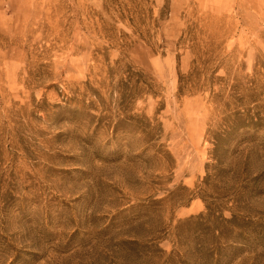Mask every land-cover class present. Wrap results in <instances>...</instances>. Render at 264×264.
I'll return each mask as SVG.
<instances>
[{
  "label": "rangeland",
  "instance_id": "obj_1",
  "mask_svg": "<svg viewBox=\"0 0 264 264\" xmlns=\"http://www.w3.org/2000/svg\"><path fill=\"white\" fill-rule=\"evenodd\" d=\"M0 264H264V0H0Z\"/></svg>",
  "mask_w": 264,
  "mask_h": 264
},
{
  "label": "trees",
  "instance_id": "obj_2",
  "mask_svg": "<svg viewBox=\"0 0 264 264\" xmlns=\"http://www.w3.org/2000/svg\"><path fill=\"white\" fill-rule=\"evenodd\" d=\"M111 1L117 2L118 0H111ZM133 20H134L133 18H130L131 22H134Z\"/></svg>",
  "mask_w": 264,
  "mask_h": 264
}]
</instances>
